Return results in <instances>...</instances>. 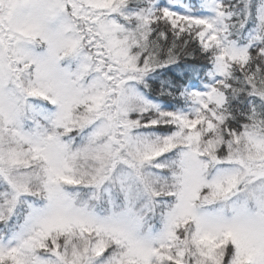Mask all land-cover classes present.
I'll list each match as a JSON object with an SVG mask.
<instances>
[{"label":"snow or ice","instance_id":"snow-or-ice-1","mask_svg":"<svg viewBox=\"0 0 264 264\" xmlns=\"http://www.w3.org/2000/svg\"><path fill=\"white\" fill-rule=\"evenodd\" d=\"M0 264H264V0H0Z\"/></svg>","mask_w":264,"mask_h":264}]
</instances>
